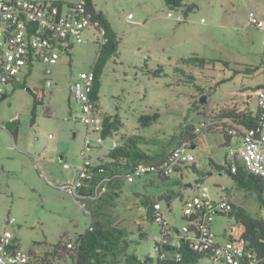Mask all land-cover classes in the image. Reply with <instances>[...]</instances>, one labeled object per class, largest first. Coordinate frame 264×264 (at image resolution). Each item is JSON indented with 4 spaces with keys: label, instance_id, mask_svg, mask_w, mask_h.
Segmentation results:
<instances>
[{
    "label": "rangeland",
    "instance_id": "obj_1",
    "mask_svg": "<svg viewBox=\"0 0 264 264\" xmlns=\"http://www.w3.org/2000/svg\"><path fill=\"white\" fill-rule=\"evenodd\" d=\"M95 2L107 13L120 39L119 59L107 64L100 90L104 112L118 115L122 123L119 137H140L143 151L162 154L176 145L186 127H195L224 109L254 110L256 88L264 85V30L250 24L249 14L262 17L264 0H185V5L195 9L184 23L168 18L169 12L180 13L183 8H171L166 0ZM84 37L86 42L74 45L72 57L62 54L52 67L53 97L46 96L38 107L34 125L32 97L25 90L8 88L10 97L0 103V234L6 230L14 232L21 249L38 256L62 239L85 233L91 222L89 212L94 209V200L74 198L56 187L75 184L81 163L84 128L69 116L70 84L82 71L92 69L102 41L101 37L96 41L88 32ZM193 55L230 65L226 68L219 62L203 69L181 63ZM245 66L259 70L254 75H244ZM158 67L164 70L160 78H155L152 72ZM42 69V65H37L27 80L28 87L40 97L46 82ZM234 71L241 74L219 84L232 77ZM202 97L204 104L200 102ZM154 113L161 117L144 128L139 118ZM16 116L20 121L15 139L4 124ZM201 137L193 149L200 172L186 170L183 178H178L180 184L170 189L176 192L183 183L192 184L185 195L190 199L197 191L195 180L199 178L211 199L218 200L224 192L253 217L264 219V208L256 194L238 189L227 171L219 172L211 165V161L221 166L226 159L233 162L224 137L212 133ZM64 163L71 169H64ZM150 179L123 183L118 190L120 198L105 209L111 225L126 230L128 253L141 260L158 256L153 238L160 232L156 224L147 220L142 200L144 195L157 200L168 190L154 181L155 186L146 185ZM161 205L164 219L182 226L180 200L173 201L172 209L163 201ZM13 218L16 223L7 226ZM234 224L235 220L228 216L215 217L213 231L218 243L225 242ZM118 264L128 263L122 256ZM196 264L214 263L202 259Z\"/></svg>",
    "mask_w": 264,
    "mask_h": 264
},
{
    "label": "built area",
    "instance_id": "obj_2",
    "mask_svg": "<svg viewBox=\"0 0 264 264\" xmlns=\"http://www.w3.org/2000/svg\"><path fill=\"white\" fill-rule=\"evenodd\" d=\"M55 1L0 0V101L9 95L8 88L15 90L16 86L27 82L37 65L43 66L42 71L46 78L44 89L50 94L53 89L52 67L58 64L62 54L68 56L74 45L86 42V32L91 33L96 41L101 37V43L105 42V31L88 8L87 0H77L73 3V9L65 6L62 11ZM167 16L178 23L186 21L183 11L169 12ZM131 18L132 15L129 16V19ZM249 22L254 28L264 30V16L257 17L251 12ZM95 81L96 75L93 69H90L82 71L70 84V98L79 110L75 119L86 128L87 134L80 152L82 163L78 169L76 183L56 187L74 198L97 201L106 191V180H96V186L91 184L94 188L92 196H82L79 190L94 181L93 168L100 164L93 162L94 150L108 142L111 151L118 146L120 137L119 132H114V135L108 138L104 136L105 112L92 97ZM256 98L260 111L259 126L245 131L237 147L228 148V155L233 162L226 160L225 166L231 165L232 172H236L238 161L246 171L264 181V85L258 86ZM19 119L20 117L16 116L10 122ZM195 134L198 139L201 138L205 134L204 125H199ZM231 135L235 137L236 132L232 131ZM195 163L193 148L183 144L173 149L162 164H140L134 173L126 176L125 181L127 184H134L138 180L160 174L183 177L187 168ZM63 167L66 170L71 169L68 163H64ZM196 188L195 195L182 202V217L193 221H184L176 232L174 226L162 216L161 203L155 206L157 222L162 228L161 234L153 240L167 243V237L176 235L189 241L194 251L214 254V264H258L256 254L246 249L243 243L227 240L224 244H219L216 240L212 226L220 212L231 210L227 196L224 195L215 201L210 198L208 189L202 183L197 184ZM15 223L14 218L10 219L7 226H13ZM16 238L12 231L6 230L0 234V264H45L42 259L19 248ZM68 247L72 248V244Z\"/></svg>",
    "mask_w": 264,
    "mask_h": 264
},
{
    "label": "trees",
    "instance_id": "obj_3",
    "mask_svg": "<svg viewBox=\"0 0 264 264\" xmlns=\"http://www.w3.org/2000/svg\"><path fill=\"white\" fill-rule=\"evenodd\" d=\"M94 1L95 0H87L88 8L93 12L95 19L99 21L101 28L105 31V42L100 43L99 53L96 62L92 67L96 75L92 97L93 100L100 105L102 75L107 64L111 60L119 59L120 39L106 15L102 12L96 11ZM184 2L185 0H166L167 5L171 8H183L182 11L187 21L189 14L195 9V7L187 6ZM55 3L61 11L65 6L68 9L74 8L73 3H68L63 0H56ZM219 62L223 63L226 68L230 65L228 62L207 60L196 55L181 60L183 65H195V67L203 69L210 65H216V63ZM245 67L244 75H254V73L259 70V67ZM163 70V67H158L152 72L153 77L160 78ZM238 74H241V72L234 71L232 77L223 80L219 84L222 85L231 81ZM189 79L192 78L189 77ZM17 89L25 90L32 97L33 107L31 111V124L34 125L36 123L38 107L44 104V99L49 94L44 89L42 96L40 97L36 90L28 87L27 82L16 86L15 90ZM9 97L10 95L6 96L5 99L0 101V103ZM160 117V113L142 115L139 118V121L144 128H147L159 120ZM259 122V109L256 112L239 111L237 108L224 109L218 116L211 117L207 121H201L198 125H195V127L189 126L184 128V132L180 135L179 141L169 152H163L162 154L156 155H150L140 148V137L120 136L118 146L108 152L106 160H102L100 164L93 168V172L95 173L94 181H90L91 183H89V185L84 186L79 190L82 196H92L94 188L91 187V184L96 186V180H106L104 182L106 191L97 201H94V209L92 212H89L91 222L86 232L78 235L74 239L60 240L57 244L52 246L50 251L41 256L32 252L29 253L38 259H42L45 264H118L122 256H124L125 262L128 264H196L202 259H209L213 262L215 258L214 254L211 252L200 253L194 251L189 241L183 238L180 239L179 236L176 235L167 237V243H158L153 240L158 256L156 258L146 256L144 260H141L136 255L128 253L129 243L126 241V230L113 227L109 220V215L105 213V209L107 206H111L116 199L120 198L121 192L118 190L122 187L123 183H126V176L130 173H134L140 164H162L173 149L183 144H187L192 148L196 147L198 137L195 134V130L199 125H204L205 134H221L225 140V147L228 149L230 148L228 141H230L231 138H235L239 142L243 139L244 132L257 128ZM120 126H122V123L120 122L118 115H108L105 113L104 136L106 138L113 136L114 132H119ZM5 128L16 139L19 134V121L8 122L5 124ZM232 131L236 132L235 137L231 135ZM211 165H213L219 172L227 171L238 189L245 192L255 193L261 207L264 208V181L260 177L246 171L243 165L238 163V161H236V172H232L231 165L226 167L225 165H216L213 162H211ZM187 169H191L195 172V165L188 167ZM202 177L203 176H201V178ZM179 178L182 179L183 177ZM153 181L156 182L157 185L159 184L163 187L169 188V190H167L165 194L160 195L157 200L147 197L146 195H144V199L142 200L147 220L152 224H156L160 230L162 226L157 222V210L155 209V206L162 201L171 204L173 200L178 198H180V202L182 203L184 196L182 197L180 194H177L174 190L170 189V186L180 184V181L174 177L160 174L153 177L149 186H155V184L152 183ZM199 182L201 183V181ZM229 203L231 210L227 212L222 211L217 215V217L228 216L235 220V224L232 225L230 231L227 233V240L243 243L246 249L251 250L256 254L257 260L259 261L258 264H264V219L253 217L242 205L235 204L231 201ZM183 221L189 222L193 221V219L183 218ZM173 228L175 232L178 230L175 227ZM159 234H161V231ZM145 237L146 235L142 236L143 239ZM16 240L19 243L17 238ZM69 244H72V248L68 247ZM19 248H21L20 243Z\"/></svg>",
    "mask_w": 264,
    "mask_h": 264
},
{
    "label": "crops",
    "instance_id": "obj_4",
    "mask_svg": "<svg viewBox=\"0 0 264 264\" xmlns=\"http://www.w3.org/2000/svg\"><path fill=\"white\" fill-rule=\"evenodd\" d=\"M46 1H54V0H44L43 2H46ZM63 1H65V2H68V3H76V1L77 0H63ZM94 4H95V9H96V11H98V12H102V13H104L105 15H106V17H107V19L109 20V22L111 23V25L113 26V23H112V21L110 20V18H109V16L107 15V13H105L104 11H102L101 9H99L98 8V6L96 5V2L94 1ZM131 15V14H130ZM129 15V16H130ZM264 16V15H263ZM113 28H114V26H113ZM73 50H74V47H73V49H72V51H71V53H70V55H68L69 57H72V53H73ZM261 85H263V84H261ZM258 86H260V85H258ZM52 97H53V90H51L50 91V94L48 95V98H50V99H52ZM68 105H69V116L72 118V119H74V120H76L75 118H76V116H77V114H78V112H79V110H78V108H77V106L73 103V101L71 100V98H70V95H69V97H68ZM101 105V104H100ZM255 107H254V112H256L257 110H258V105H257V98L255 99V105H254ZM101 107H102V105H101ZM75 108H76V111H75ZM103 109V108H102ZM12 120V119H11ZM10 120V121H11ZM9 121V122H10ZM18 121H20V119L18 120ZM77 121V120H76ZM79 124H81V123H79ZM83 126V125H82ZM4 127H5V124H4ZM83 128H84V137H86V134H87V131H86V128L83 126ZM202 138V137H201ZM201 138H199L198 139V142L200 141V139ZM198 142H197V146H198ZM228 144H229V146L231 147V148H235V147H237L238 145H239V142L235 139V138H231V140L230 141H228ZM197 146L195 147V148H193V149H196L197 148ZM83 148V147H82ZM82 150V149H81ZM108 151H109V143L107 142L105 145H103V146H101V147H98V148H96L95 150H94V152H93V154H92V158H93V162L94 163H96V164H98V163H101V161L102 160H106V155L108 154ZM81 152V151H80ZM61 159H64L63 157H61ZM196 162H197V160H196ZM211 162H213V161H211ZM81 163H82V161H81ZM81 163H80V165H81ZM214 163V162H213ZM80 167V166H79ZM79 167H78V169H79ZM78 171V170H77ZM197 172H200V170H199V168H198V164L197 163H195V173H197ZM179 177H177V179H178ZM153 178H151L150 179V181H147V184L146 185H149L150 183H151V180H152ZM176 179V178H175ZM199 181H201V179H196L195 180V184L197 185V184H199L200 182ZM157 184V183H156ZM183 185V187L181 188V190H178V191H176V193L177 194H180L182 197L184 196V200H186V191H187V188H191V187H189V186H187V185H189V183L188 184H186L185 183V185H184V183L182 184ZM168 190H169V188H168ZM165 193L167 192V191H164ZM163 192V194H165ZM222 196H224V192H222L221 194H219V199H220V197H222ZM228 196V195H227ZM229 197V199H230V201L231 202H233L232 200H231V198H230V196H228ZM179 200H180V198H178ZM176 200V199H175ZM174 201V200H173ZM216 201V200H215ZM166 203V202H165ZM173 203V202H172ZM172 203L171 204H167L169 207H170V209H172ZM176 229H179L181 226H179L178 224H175V223H171ZM212 229H213V226H212ZM215 233V232H214ZM216 234V233H215ZM227 241V238H226V240H225V242ZM224 242V243H225ZM224 243H219V244H224Z\"/></svg>",
    "mask_w": 264,
    "mask_h": 264
},
{
    "label": "water",
    "instance_id": "obj_5",
    "mask_svg": "<svg viewBox=\"0 0 264 264\" xmlns=\"http://www.w3.org/2000/svg\"><path fill=\"white\" fill-rule=\"evenodd\" d=\"M200 102L204 104L206 102L205 97H202L201 100H200ZM187 186L192 187L193 185L192 184H189Z\"/></svg>",
    "mask_w": 264,
    "mask_h": 264
}]
</instances>
